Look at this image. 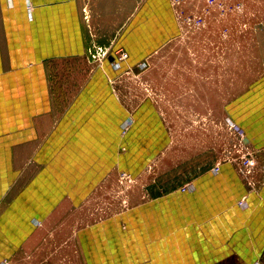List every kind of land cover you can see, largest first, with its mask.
<instances>
[{"label":"crops","instance_id":"crops-1","mask_svg":"<svg viewBox=\"0 0 264 264\" xmlns=\"http://www.w3.org/2000/svg\"><path fill=\"white\" fill-rule=\"evenodd\" d=\"M31 2L30 17L26 0H0V264L35 251L65 217L103 211L75 231L82 264H264V71L221 102L258 166L248 178L233 162L214 172L207 143L177 160L159 107L126 90L179 35L172 0ZM95 46L111 49L101 65ZM208 97L213 112V87ZM123 172L135 182L117 210ZM102 199L111 207L94 208Z\"/></svg>","mask_w":264,"mask_h":264},{"label":"rangeland","instance_id":"rangeland-1","mask_svg":"<svg viewBox=\"0 0 264 264\" xmlns=\"http://www.w3.org/2000/svg\"><path fill=\"white\" fill-rule=\"evenodd\" d=\"M172 1L180 15L179 35L140 63L136 73L126 76V90L135 96V103L149 97L159 107L174 137V145L168 150L178 151L177 160L195 157L199 150L205 151L206 143L208 150L220 158L233 150L237 141L223 118L222 98H234L264 71V58L261 65L257 58L259 52H264V0ZM195 16L202 17L200 25L186 21ZM100 50L111 51L109 47L95 46L92 54ZM212 87L213 112L209 110L210 98L208 102L205 98ZM119 175L117 210L129 204L127 193L135 182L124 172ZM93 207L111 206L102 199ZM105 215L103 211L96 216L65 217L45 234L39 248L5 264H82L75 231L84 219Z\"/></svg>","mask_w":264,"mask_h":264},{"label":"built area","instance_id":"built-area-1","mask_svg":"<svg viewBox=\"0 0 264 264\" xmlns=\"http://www.w3.org/2000/svg\"><path fill=\"white\" fill-rule=\"evenodd\" d=\"M26 5H27L28 14L31 17L33 13V4L31 0H26ZM186 21H188L191 24L194 23L196 25H200L202 23V17L201 16L190 17ZM110 52L111 51L108 52V50H100L99 52H97V54H92V56L96 60V62L101 65L105 61V59H107ZM127 57L128 54L125 51H121L118 55L119 60L115 62V65L119 67L120 62L122 60L127 59ZM131 123H132L131 118L127 119V121L123 126L124 132L128 130ZM226 124L228 126V129L237 138V141L234 144L233 150H229L226 154H224V156L219 158V161L216 163L213 171L218 172L223 162H233L236 163L238 172L241 175L245 176L246 178L251 177L255 168L258 166V161L254 156L253 150H251L247 145L244 129L241 128L236 122H234L232 119L228 117L226 118ZM263 169H264V163H263ZM191 189H193L192 184H187L182 188V190H191ZM239 204L241 206H245L246 200L245 199L240 200Z\"/></svg>","mask_w":264,"mask_h":264}]
</instances>
